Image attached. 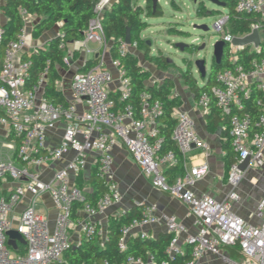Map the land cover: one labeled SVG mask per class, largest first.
<instances>
[{"label": "built area", "instance_id": "2783aa9c", "mask_svg": "<svg viewBox=\"0 0 264 264\" xmlns=\"http://www.w3.org/2000/svg\"><path fill=\"white\" fill-rule=\"evenodd\" d=\"M106 8L107 0H98L94 8L96 16L89 21L84 36L68 44L70 52L89 50V42H96L99 47L97 63L73 73L71 93L74 100L67 102L52 103L44 97L47 69L40 73L32 88L25 87L32 61L21 59L16 62L15 59L28 47L27 32L23 27L17 38L1 49L3 27L0 24V125L19 139L16 157L21 165L17 167L12 161L0 162V179L17 183L8 195H0V264H62L64 253L79 242H73L71 229L78 226L85 238L93 235L96 225L90 219L119 203L122 198L112 170V150L117 143L124 145L155 187L189 205L197 231L185 238L190 246L188 264L205 254L220 256L225 264H264V194L257 208L262 222L253 225L232 210L231 200L237 198L234 192L227 200L219 201L210 195L198 197L189 189L209 171L207 162L186 168L192 150L197 148L208 154V144L196 133L191 114L174 110L176 124L171 138L175 150L160 151L162 136L158 118L162 114L161 102L141 92L138 108L134 107L129 100V79L119 59H111L112 66L117 70L116 78L110 70L102 67L104 55L110 51V42L101 24V15ZM235 9L264 19V0H235ZM27 15L21 10L23 20ZM227 20V14L221 16L214 22L213 31L231 48V61L234 62V50L237 49L231 44L234 36L223 31ZM260 26L259 20L251 30ZM136 48V42L128 45L123 40L118 51L125 54ZM63 62H69L67 55L63 57ZM115 79L119 88L114 98L108 86ZM216 81L211 93L220 113L228 116V132L235 153V161L229 167L228 183L234 188L245 174V168H239L240 163L247 158L249 163L246 168H259L264 163V57L253 59L249 67L236 64L224 68L217 73ZM253 92L261 94L257 99L260 111L254 120L248 111H244V99ZM209 99L210 96L203 93L198 100L206 112ZM59 125L62 126L59 144L44 153L46 131ZM71 151L74 156L55 169L51 180L42 181L40 167L46 162L61 161ZM88 155L95 157V174L104 186V192L94 203L85 200L84 192L72 179L84 170ZM180 161L185 172L177 181L169 183L164 172ZM26 192L30 193L31 199L14 220L10 216L11 211ZM44 193L49 194L56 210L53 226L36 209ZM76 202L82 203L81 210L86 214L83 220L71 218ZM154 210V207H145L141 217L132 218L121 227L119 248L126 249V239L134 228L163 224L171 234L166 253L171 259L182 255L179 235L185 232L184 226L176 216L155 214ZM11 229L17 230L25 240L24 245L18 244L17 250L8 245L6 233ZM230 250H235L237 255H232ZM143 262L139 257L127 258V264ZM103 264L108 263L103 261Z\"/></svg>", "mask_w": 264, "mask_h": 264}, {"label": "trees", "instance_id": "16d2710c", "mask_svg": "<svg viewBox=\"0 0 264 264\" xmlns=\"http://www.w3.org/2000/svg\"><path fill=\"white\" fill-rule=\"evenodd\" d=\"M97 1L3 0L0 9L6 21L2 24L3 43L1 49L10 41L15 40L24 27L21 10H24L28 15L39 17V21L33 30L35 34L42 32L44 29H49L56 24L60 28L58 35L48 42L46 48H41L39 51L30 54H23L22 59H31L32 61L30 76L25 84L26 88H32L37 83L40 73L44 69H47L44 97L52 103L66 102L62 91L56 86V81L59 78L58 67L63 66V57L67 44L82 38L89 21L96 16L94 8ZM140 1H143L144 5H140ZM224 1L225 8L227 9L226 14L228 15V20L223 30L224 33H229L232 36H243L251 31L255 23L259 22L258 15L237 11L235 9V0ZM215 12H218V10H213L212 15ZM163 13V7L159 1L118 0L109 8H106L101 15L103 31L106 39L110 42V55L112 58H118L120 64L126 70V76L129 79L130 102L134 107L138 108V95L141 92H146L150 95L151 99H156L161 102L162 114L158 118L162 136V147L160 151L175 150V145L171 138L176 124V120L173 118V112L175 107L180 104V99L172 93L174 83L170 78H165L160 84H149L150 72L139 64L138 57L132 52L120 54L118 47L120 42L125 39L126 30L129 28L131 42H136L138 49H145L146 60L156 68L166 70L170 65L169 61L162 55H149L150 47L141 35L149 27L148 19L161 17ZM187 48L190 51H193V48L198 49L193 45H189ZM231 56V48L227 45L224 48L221 63L216 64L212 60L208 75L206 77L199 75L202 78L201 84L193 76L191 64H188L187 70L181 73L183 83L189 86L197 101L203 93H207L210 96L205 114L208 118L209 128L213 123H219L221 120H224L225 124L228 122V116L220 113L211 93L212 87L217 84V73L224 68L232 67L236 64L249 67L253 59L264 57V43L258 50L251 46L237 48L234 62L231 61ZM96 63L97 59L88 60L85 69L90 68ZM260 95L258 92H253L249 97L244 99V111H248L253 120L260 111L257 105V99ZM224 136L227 138L226 143L223 144L226 151L224 162L226 168L229 169L230 165L235 161V153L231 146L228 128L223 130L222 137ZM17 140L19 142L18 138ZM182 166V162L180 161L177 165L169 169H179ZM77 187L81 189L80 182L77 183ZM103 192L104 186L96 174H94L92 191L90 193L84 192V198L86 201L94 203L97 197ZM81 208V202H76L73 205L71 213L72 220H77V210ZM141 215L140 207H133L118 218H110L105 237L101 235L96 226V230L91 237L85 238L82 236L76 245H72L64 253L65 261L62 264H103V261H107L108 264H127V258L129 256L139 257L144 262L151 258L157 264H161L164 261L169 264H177L182 259H190L189 251L186 252L184 257L179 255L171 259L168 256L165 249L171 239V234H160L156 239L128 238L126 239V249L121 250L119 248L121 227L129 223L132 218H139ZM230 252L234 256L237 255L235 250H230Z\"/></svg>", "mask_w": 264, "mask_h": 264}, {"label": "crops", "instance_id": "0c3cea01", "mask_svg": "<svg viewBox=\"0 0 264 264\" xmlns=\"http://www.w3.org/2000/svg\"><path fill=\"white\" fill-rule=\"evenodd\" d=\"M117 1L118 0H107V8H109L113 3ZM158 1L161 3L160 0ZM2 4L3 0H0V8ZM139 4L144 5V2L140 1ZM150 19L152 18L148 19L149 27L151 26ZM259 20L261 21V26L258 30L260 32L261 39H263L264 41V19L259 18ZM5 21V16L2 12H0V24L2 25L3 23H5ZM38 21L39 17L35 15H27L24 19V28L27 32L28 47L21 56L16 57V62L22 59L24 53L30 54L32 52L39 51L41 48H46L48 42L53 37L58 35L60 29L58 24L49 29H44L38 34H35L33 30L35 29V25ZM68 44L66 46L65 55L69 57V62H63V66L58 67L59 78L56 81V86L62 91L66 102L74 100L71 93V77L73 73L76 71H84L86 62L88 60L97 59V50L99 47L98 43L89 42V50L70 52ZM137 49L138 48L131 50V52L135 56H137ZM111 59L112 57L110 55V51H107L103 58L102 67L110 70L116 78L117 70L112 66ZM139 64L142 66L140 61ZM156 76H158L156 75V73L153 74L152 72H150V78L148 80L149 84H160L165 78H170L172 80L170 76L164 77L162 79H158ZM116 81L117 79H115V81L108 86V89L110 90L111 95L114 98L116 97V91L118 89ZM61 84L69 90V96H67V94L64 92ZM173 88L174 86L172 87L173 95L178 96L180 99V104L175 107V111L184 110L191 114L194 119V127L196 133L202 140H204L208 144L209 147L208 154L202 153L197 148L192 150L186 168L189 169L192 165L207 162L209 164V171L205 176L191 185L189 189L193 191V193L198 197L203 195H210L219 201L224 199L227 200L230 193L234 192L237 195L236 199L231 200V206L234 213L253 225H259L262 222V218L259 217L257 208L264 194V191L260 193V188L257 187V184L259 179L261 180L262 178H264V163L259 168H254L253 166L246 168V166L245 174L241 182L236 187H231V185L228 183L229 169L226 168L224 162V155L226 154V151L223 144L226 143L227 138L226 136L222 137L223 130L225 128H228V122L227 124H225L224 120H221L219 123H213L209 128L208 118L205 115L206 111L204 107L200 105L199 101L195 99L194 95L189 89V86L183 83V87L180 89L182 95L180 94V92H178V90L174 91ZM38 96H40V93L38 94ZM78 106L79 108H81V103L78 102ZM61 136V125L54 129L46 131L45 148L43 152L47 153L50 149L56 147L61 140ZM17 146L18 140L16 136H14L13 133L10 132L7 128L0 125V162L12 161L14 164L16 162L20 164V161L16 157ZM73 156L74 152L71 151V153L65 156L61 161H58L56 163L46 162L42 167H40L41 180L45 182L51 180L55 169L65 164L66 161ZM112 156V170L115 181L122 196L121 201L110 206L103 213L95 215L90 220L95 223L101 235L105 237L108 221L110 218H118L133 207H140L141 213L143 212L145 207H154L155 214L166 213L174 215L176 216L177 221L184 226L185 232H182L179 235V245L183 251V254L181 256L184 257L187 251L190 252V246L185 242V238L187 235L195 234L197 231L195 217L192 215L189 205L183 200L171 196L167 192H164L161 189L155 187L152 184L151 179L141 171L139 166L132 159L129 151L121 143H117L114 146L112 150ZM96 167L97 162L95 157H93L92 155H88L87 165L84 170L76 178H72L76 185L78 182H80L81 190L83 192L90 193L92 191V181L93 176L96 172ZM168 169L165 170L164 174L166 180L169 183H174L175 181H177V179L181 177L185 172L183 166L179 169ZM16 185L17 183L10 179H0V195H8ZM30 199V193L26 192L25 195L20 199V201L13 207L10 216L14 220L18 218V216L24 210L25 206L29 203ZM36 209L38 212L42 213L48 218L51 226L54 225L56 210L53 207L52 200L49 194L44 193L41 195L39 202L36 205ZM77 215V220H83L86 217V214L81 209L77 210ZM142 234L145 235L144 238L156 239L160 234L169 233L165 225L151 224L134 228L133 230H131L127 239H144L142 238ZM81 237L82 235L79 232L78 226H75L73 229H71V238L73 242H78ZM223 251H225V248H223ZM189 260L190 259H182L177 264H188L187 262ZM142 264L157 263H155L150 258ZM192 264L225 263L220 256L205 254L203 257L194 261Z\"/></svg>", "mask_w": 264, "mask_h": 264}, {"label": "rangeland", "instance_id": "374dc122", "mask_svg": "<svg viewBox=\"0 0 264 264\" xmlns=\"http://www.w3.org/2000/svg\"><path fill=\"white\" fill-rule=\"evenodd\" d=\"M163 7V16L150 19L151 26L142 32V38L148 42L149 55H162L169 61L166 70L158 69L145 58V49H137L136 55L144 69L156 73L158 79L170 76L174 83V91L180 92L183 87L181 73L187 70L191 64V71L198 83H202L195 61L205 59L206 75L212 63L213 44L218 39V33L213 31V24L221 16L226 14L225 7H217L207 0H160ZM177 4V5H175ZM201 8V9H199ZM218 10L212 15L213 10ZM210 14V15H209ZM196 24H206L209 32H203L194 28ZM179 44L193 45V51L188 48L182 50ZM92 60V59H91ZM119 88V82L116 81ZM64 92L69 96V90L61 84ZM181 94V92H180ZM182 95V94H181ZM15 166L21 165L16 162ZM257 187L260 193L264 191V178L258 180Z\"/></svg>", "mask_w": 264, "mask_h": 264}, {"label": "water", "instance_id": "95a60500", "mask_svg": "<svg viewBox=\"0 0 264 264\" xmlns=\"http://www.w3.org/2000/svg\"><path fill=\"white\" fill-rule=\"evenodd\" d=\"M154 1H158V0H154ZM194 1H197V0H194ZM207 1L216 5L217 7H225V1L224 0H207ZM194 28L197 30H201L203 32H209V30H210L209 26L206 24H196V25H194ZM124 41L128 45L131 44V32H130L129 28H127V30H126V36H125ZM263 43H264V41L260 37V32L256 28L252 29L249 33H247L243 36H234L232 41H231V44L237 48H243V47H248V46H251L253 48H259ZM227 45L228 44L223 39H221L219 37L214 42L212 60H214V62L216 64L221 63V59H222L223 54H224V48ZM188 46L189 45H186V44H179L178 45V47H180L182 50H184V48H187ZM194 64H195V67H196L198 74L201 75V77H206L207 76L206 75L207 69H206L205 59H197ZM248 163H249V158H247L242 163H240L239 168L241 170H243L248 165ZM6 235L8 236V245L15 250H17V248H18V244H22V245L25 244V240L23 239L21 234L15 229L8 230Z\"/></svg>", "mask_w": 264, "mask_h": 264}]
</instances>
